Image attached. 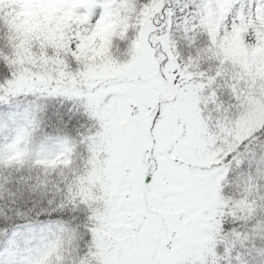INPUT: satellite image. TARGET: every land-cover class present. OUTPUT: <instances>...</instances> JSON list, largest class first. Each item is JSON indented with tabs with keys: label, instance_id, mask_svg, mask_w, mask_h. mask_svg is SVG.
Instances as JSON below:
<instances>
[{
	"label": "snow or ice",
	"instance_id": "1",
	"mask_svg": "<svg viewBox=\"0 0 264 264\" xmlns=\"http://www.w3.org/2000/svg\"><path fill=\"white\" fill-rule=\"evenodd\" d=\"M19 2L0 0V264H264V0H62L28 36ZM26 197L60 219L10 228Z\"/></svg>",
	"mask_w": 264,
	"mask_h": 264
},
{
	"label": "trees",
	"instance_id": "2",
	"mask_svg": "<svg viewBox=\"0 0 264 264\" xmlns=\"http://www.w3.org/2000/svg\"><path fill=\"white\" fill-rule=\"evenodd\" d=\"M62 0H20L17 4V10L13 12V26L22 35L28 36L33 32L40 30L42 27L46 28L49 25L63 22L64 17L60 15V5ZM113 30V26L105 25L99 27L92 37L89 38L87 45L92 46L96 41H100L101 44H106L109 33ZM23 99V98H21ZM28 202L19 203L15 206V212H22L19 216L14 215L13 212H9L11 221L9 227L27 223L29 217H34L41 221L42 217H36L35 214L28 212ZM2 243V237H0V244Z\"/></svg>",
	"mask_w": 264,
	"mask_h": 264
},
{
	"label": "rangeland",
	"instance_id": "3",
	"mask_svg": "<svg viewBox=\"0 0 264 264\" xmlns=\"http://www.w3.org/2000/svg\"><path fill=\"white\" fill-rule=\"evenodd\" d=\"M228 46L230 51L238 55H243L245 53L241 32L238 31L232 35L230 41H228ZM256 51L260 52V51H264V49H257ZM3 110H4V106H0V113H2ZM25 201L29 203V205L27 206V210H29L28 212L33 213L35 215L37 212H39L40 213L39 217L46 218L44 221L41 222L49 223V222L57 221L52 218H56V216L58 217L59 215L56 212H53L51 209H49L46 205H40V203L36 200L35 197H26L23 201L19 203H23ZM19 214H23V213L19 212Z\"/></svg>",
	"mask_w": 264,
	"mask_h": 264
}]
</instances>
